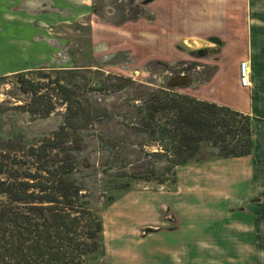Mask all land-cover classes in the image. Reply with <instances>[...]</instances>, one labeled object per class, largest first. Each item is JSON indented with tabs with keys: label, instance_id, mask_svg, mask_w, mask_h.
<instances>
[{
	"label": "trees",
	"instance_id": "1",
	"mask_svg": "<svg viewBox=\"0 0 264 264\" xmlns=\"http://www.w3.org/2000/svg\"><path fill=\"white\" fill-rule=\"evenodd\" d=\"M43 68L0 76V85L15 77L33 120L65 107L57 128L0 136V264H106L104 222L84 168L101 166L122 192L133 179L173 190L180 165L252 153L249 113L119 74L36 73ZM91 129L99 165L87 167Z\"/></svg>",
	"mask_w": 264,
	"mask_h": 264
},
{
	"label": "rangeland",
	"instance_id": "2",
	"mask_svg": "<svg viewBox=\"0 0 264 264\" xmlns=\"http://www.w3.org/2000/svg\"><path fill=\"white\" fill-rule=\"evenodd\" d=\"M120 4L126 5V1ZM112 5V0H94L93 9L96 13L93 12V34L90 21L82 24V20L69 25V29L58 25L52 34H48L62 41V46L55 49L54 55L50 56L49 64L40 62L44 60H39L40 54L33 45L29 47L19 44L14 57L11 52L6 54V51L0 50V73L12 68V63L14 66L23 67L28 61H32L35 62L32 69L46 66L36 73H51L53 77L64 75L53 70L67 69L94 79L103 78L107 74H119L131 77L148 87H158L167 85L172 75L183 71L184 63L194 60L201 65L206 63L212 68H191L190 74L183 71L175 79L179 78L177 80L181 84V78H185L182 76L187 74L191 77V83L175 89L194 97H197L195 94L202 96L203 85L218 69L215 61L218 55L193 58L187 54L188 50L208 45L209 37L213 35L222 37L223 31L214 27L216 21L228 20V28H237L239 34L243 32L245 36L252 18L248 0H155L144 13L128 18L123 17L117 9L116 12L114 8L111 9ZM255 5V14H264V0H255ZM215 14L217 17H214ZM260 22H264V17ZM241 53L242 51H238L236 56ZM234 58L233 55L227 66L229 80L237 77L235 65L232 63ZM242 58L237 57V63ZM37 76L34 75L36 78ZM27 99L28 96L19 91L15 77H7L0 85V136L7 137L10 132L18 129L25 130L28 134H37L57 128L62 123L65 112L63 105L50 117L33 120L29 114L22 112L20 106ZM97 132L94 129L88 132L92 136L87 138L88 143L83 150V155L88 157L87 167H90V163L99 165L96 144L92 138L98 136ZM189 164L177 167V184L173 190H169L167 185L133 179L129 182L131 187L127 192H122L118 183L109 181L110 177L102 179L104 176L101 166L84 168L82 175L91 189L93 207L100 212L104 222L106 264H252V251L249 253L244 250L245 245L251 248V233L238 234L231 241L225 238L221 241L220 238L227 235V230L228 233H233V220L238 222L248 219L247 213L250 215L252 211L253 199L246 202L250 203L248 208L243 209L245 205L240 206V211L234 212L230 220H218L220 217L217 216V209L229 210L235 206L236 198L247 196L249 192L250 181L235 177L241 170V162L230 158L213 164L212 168L207 167V172L223 176L224 179L208 177L203 167L196 168ZM178 175L181 190L177 193L166 192L177 190ZM196 186L198 187L195 188ZM188 187L194 190L188 191ZM111 197L115 199L113 202H110ZM166 205L175 208L181 217L179 232L173 233L168 229V218L173 216L167 211ZM193 210L196 214L188 213ZM204 210L209 212L204 213ZM160 211L165 220L159 219ZM157 219L163 223L160 231L156 229V224H159L156 223ZM149 227L153 230H148ZM190 231L197 234V243L213 231L214 242L222 248L217 250L214 247H199L190 239L193 236V233L188 234ZM200 242L208 245L207 241ZM182 244L189 250L188 256H183L184 254L176 250L166 252L179 249Z\"/></svg>",
	"mask_w": 264,
	"mask_h": 264
},
{
	"label": "crops",
	"instance_id": "3",
	"mask_svg": "<svg viewBox=\"0 0 264 264\" xmlns=\"http://www.w3.org/2000/svg\"><path fill=\"white\" fill-rule=\"evenodd\" d=\"M248 1L252 11L250 13L252 18L247 35L244 36L243 32L239 34L237 28H228V20L224 22L218 20L215 22L216 25L214 27L217 30L221 29L224 33L222 37L213 35L219 40L218 43H222L220 53L217 56L218 60L216 61L218 69L212 78L203 85L204 94L202 96L195 93L193 94L204 100L228 105L252 115L254 124V147L252 153L247 156L232 158L241 162V170L238 171L235 177L249 180L251 187L247 196L236 198V202L234 203L235 206L229 210L217 209V216L220 217L218 220H230L234 212L240 211L238 210L240 206L245 205L243 209L248 208L250 203L246 202L253 199V201H251L252 211L250 215L247 213L248 219L238 220V222L233 220L232 223H234V226H231L233 233H228L227 230V235L220 238V240L224 241L225 238V240L231 241L238 234L245 235L251 233L253 236L251 248L245 245L244 250L249 253L252 251V264H264V22H260L264 14L256 15L255 0ZM93 4L94 0H0V50L6 51V54L7 52H11V56L14 57L15 49L19 44L23 46L28 45L29 47L33 45L40 54L39 60H44L40 62L49 64L50 56L52 54L54 55L53 51L55 49L62 46V41L50 37L48 34H52L58 25H62L69 29V25L81 20L84 21L82 24H85L86 21H90L89 25L93 34L95 25L93 20L95 16L93 13ZM179 12L180 11H177V13ZM214 17H217V15L215 14ZM88 18H91V20ZM256 19L257 21H255ZM210 21L212 22L213 19H210ZM112 26L114 27V25ZM187 45L192 47L190 43H187ZM238 51H242V53L236 56ZM233 55L235 58L232 63L235 65L237 77L235 76L232 80H229L227 66ZM237 57L243 58L237 63ZM2 60H4L3 56ZM244 60H249L251 67L250 87L242 86L239 80V65ZM32 65H35V62L28 61L23 67H17L18 65L14 66V63H12V68L6 69L4 72L2 71L0 76L34 70L32 69ZM183 83H188V80ZM229 159L230 158L208 160L190 163L189 165L195 166L196 168L203 167L205 172H207V167L212 168L213 164ZM180 167L181 166L178 168ZM206 174H208V177L215 176L224 179L223 176H219L218 174L209 172ZM180 187L181 184L178 175L177 190L166 192L177 193L181 190ZM197 187L198 186L195 188ZM191 189V187L187 188L188 191H191ZM162 204L165 205V203ZM166 206L167 211L173 216L172 218H168L170 221H168L170 224L168 229H171L173 233L179 232L182 222L181 217L175 208L168 205ZM203 212L206 213L209 212V210H204ZM188 213L196 214L194 210ZM159 219L165 220L162 211H160ZM243 219L246 218L243 217ZM149 222L153 223L155 221ZM156 223H159L156 224L157 231L162 230L161 225L163 223L159 222L158 219ZM157 231H155V233ZM192 233L193 236H191L190 239L194 240L199 247L204 249L214 247L217 250L222 248L220 244L214 242V237L212 236L213 231L207 233L205 237L200 239V241L203 242L207 241L208 245L201 244L200 241L197 243V234L194 235V231H190L188 234L190 235ZM178 248L179 249L166 250V252L176 250L180 252V254H184L183 256L189 255V250L185 245L182 244Z\"/></svg>",
	"mask_w": 264,
	"mask_h": 264
},
{
	"label": "flooded vegetation",
	"instance_id": "4",
	"mask_svg": "<svg viewBox=\"0 0 264 264\" xmlns=\"http://www.w3.org/2000/svg\"><path fill=\"white\" fill-rule=\"evenodd\" d=\"M124 1H126V5L120 4ZM154 1L155 0H112V3H113L112 6L113 7L111 9L114 8L115 12L117 9V11L118 12L120 11V13L122 14L123 17L128 18V17H131L133 15H140L141 13H144V11L146 9H148V6H150ZM93 12L96 13V10L93 9ZM114 25H117V24H114ZM209 41L212 44L204 45L202 47H198V48H194V49H189L187 54H189L193 58L195 56H198V58L209 57L212 55L217 56L220 53L222 43H218L219 40L216 38V36L209 37ZM217 60H218V58L216 57L215 61H217ZM178 62H176V64H178ZM181 63H183V62L181 61ZM183 65H184L183 71H185V73H187V74L188 73L190 74L191 68H195V67H197V70L200 68H204L205 70L212 68L210 65H208L206 63L201 65L200 63H197V61H194V60H192L189 63L186 62ZM183 71L178 72V73L180 74ZM179 74H177V75H179ZM187 74H184V76H187ZM177 75H174V76L172 75V77H170V79L177 76ZM168 81H167V84H168ZM174 84L175 85L178 84L177 79H174Z\"/></svg>",
	"mask_w": 264,
	"mask_h": 264
},
{
	"label": "built area",
	"instance_id": "5",
	"mask_svg": "<svg viewBox=\"0 0 264 264\" xmlns=\"http://www.w3.org/2000/svg\"><path fill=\"white\" fill-rule=\"evenodd\" d=\"M239 80L242 86H251V67L249 60H244L239 65Z\"/></svg>",
	"mask_w": 264,
	"mask_h": 264
},
{
	"label": "water",
	"instance_id": "6",
	"mask_svg": "<svg viewBox=\"0 0 264 264\" xmlns=\"http://www.w3.org/2000/svg\"><path fill=\"white\" fill-rule=\"evenodd\" d=\"M219 42V41H218ZM188 76V75H187ZM177 76H175V77H173V78H171L169 81H168V86L169 87H171V88H179V87H184V86H186V85H188L190 82H191V77H190V75H189V77L187 78V80H188V83H181V84H179V85H173V81H174V79L176 78ZM148 230H153V228H151V227H149L148 228Z\"/></svg>",
	"mask_w": 264,
	"mask_h": 264
},
{
	"label": "bare ground",
	"instance_id": "7",
	"mask_svg": "<svg viewBox=\"0 0 264 264\" xmlns=\"http://www.w3.org/2000/svg\"><path fill=\"white\" fill-rule=\"evenodd\" d=\"M182 77H185V78H181V77H180V78L182 79L183 82H184V81H187L188 76H184V75H183ZM177 79H179V78H177ZM181 83H182V82H181ZM178 84H179V83H178ZM178 84H176V85H178Z\"/></svg>",
	"mask_w": 264,
	"mask_h": 264
}]
</instances>
